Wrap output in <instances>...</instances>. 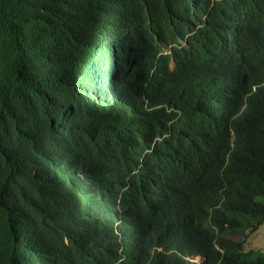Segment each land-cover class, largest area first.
Returning a JSON list of instances; mask_svg holds the SVG:
<instances>
[{"label": "trees", "instance_id": "16d2710c", "mask_svg": "<svg viewBox=\"0 0 264 264\" xmlns=\"http://www.w3.org/2000/svg\"><path fill=\"white\" fill-rule=\"evenodd\" d=\"M262 223L264 0H0V264H264Z\"/></svg>", "mask_w": 264, "mask_h": 264}, {"label": "rangeland", "instance_id": "374dc122", "mask_svg": "<svg viewBox=\"0 0 264 264\" xmlns=\"http://www.w3.org/2000/svg\"><path fill=\"white\" fill-rule=\"evenodd\" d=\"M237 239H242L237 236ZM245 248H257L264 251V223L244 240Z\"/></svg>", "mask_w": 264, "mask_h": 264}]
</instances>
